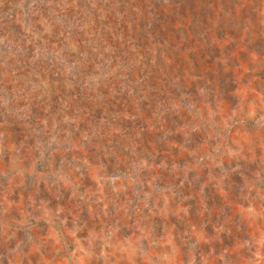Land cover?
Returning <instances> with one entry per match:
<instances>
[{
    "label": "rangeland",
    "instance_id": "374dc122",
    "mask_svg": "<svg viewBox=\"0 0 264 264\" xmlns=\"http://www.w3.org/2000/svg\"><path fill=\"white\" fill-rule=\"evenodd\" d=\"M261 13L264 0H0V264L264 256L247 244L264 217L246 218L264 208ZM26 215L40 247L13 254L26 233L8 241L4 224ZM106 235L122 251L79 259Z\"/></svg>",
    "mask_w": 264,
    "mask_h": 264
},
{
    "label": "clouds",
    "instance_id": "9594fccd",
    "mask_svg": "<svg viewBox=\"0 0 264 264\" xmlns=\"http://www.w3.org/2000/svg\"><path fill=\"white\" fill-rule=\"evenodd\" d=\"M261 14L264 15V13H261ZM262 22H264V21H262ZM5 103H7V101ZM259 107L262 110H264V103H261L259 105ZM240 111L241 110L238 108L237 113H234V115H237L238 113H240ZM247 115H251V113H248ZM262 118H264V117H262ZM219 152H220V149L217 148V154H219ZM209 159H211V157H209ZM6 175H8V174L6 173ZM61 178H63V177H61ZM220 179H223V177L221 176ZM53 182H55V181H53ZM245 187L247 188V185ZM253 187H255V185H253ZM248 191H251V189L249 188ZM256 195L258 197H260L259 192H257ZM240 199L242 201L249 199L248 195L245 194L244 190H241ZM260 200L264 201V197H260ZM3 211L5 214L7 213V211H8L7 205L4 207ZM47 215H48V213L45 212L44 216L38 217L37 220L44 219ZM258 215L261 217H264V208H259V210L256 211V210H253V208L250 206L247 209L246 218L249 220L250 226L255 225L256 217ZM32 226H33V221H32V219L29 218L28 215H26L19 222L5 223L4 224L5 236H6V239L8 241H13L15 239L16 231L21 229V228H23L25 230V233H26V239L22 242L16 243L15 247L11 249V252L13 254L17 253L21 249L22 245L33 244L34 250L38 249L40 247V242H34L33 236L29 234L32 230ZM221 230H222L221 228H217V233H219ZM237 230H239L238 226H237ZM108 241H109L108 235L103 236L101 238V240L99 241V244L101 247L96 250L99 253L98 255H96V253L93 251L94 246L92 244L89 245L87 250L81 248L80 252L83 253V256L79 257V259H86L88 257H95L96 259H104L107 256H112L113 254L122 251V249L120 248L119 245L112 246L108 243ZM253 243L257 246V253H259L260 249L262 247H264V223H262L259 226V240H255V237H253L252 240L247 242V244H253ZM62 247H67V246L62 245ZM108 247H112V252H106L103 250V249H106ZM56 251H60V249L58 248V249H56ZM139 251H140L139 248L131 250L128 252V256L130 257L131 255H135L136 252H139ZM141 254L145 256V259H149L151 261V257L147 253H141ZM53 259H55V256H53ZM163 259H166V258L165 257L157 258L155 261H152V264H160V261ZM76 260H77V257L74 255H70L67 257V261L71 262V264H76ZM261 260H264V256H262L260 259H256L254 256L250 259L249 264H261ZM66 264H67V262H66ZM105 264H107L106 259H105Z\"/></svg>",
    "mask_w": 264,
    "mask_h": 264
}]
</instances>
